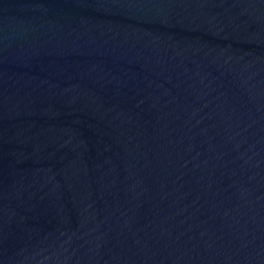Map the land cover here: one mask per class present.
Here are the masks:
<instances>
[{
	"label": "water",
	"instance_id": "1",
	"mask_svg": "<svg viewBox=\"0 0 264 264\" xmlns=\"http://www.w3.org/2000/svg\"><path fill=\"white\" fill-rule=\"evenodd\" d=\"M0 264H264V0H0Z\"/></svg>",
	"mask_w": 264,
	"mask_h": 264
}]
</instances>
